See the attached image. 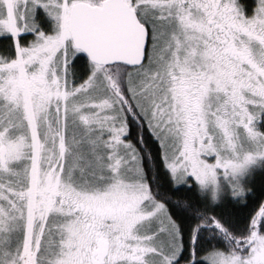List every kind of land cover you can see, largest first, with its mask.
<instances>
[{
  "label": "snow or ice",
  "instance_id": "snow-or-ice-1",
  "mask_svg": "<svg viewBox=\"0 0 264 264\" xmlns=\"http://www.w3.org/2000/svg\"><path fill=\"white\" fill-rule=\"evenodd\" d=\"M0 264H264V0H0Z\"/></svg>",
  "mask_w": 264,
  "mask_h": 264
}]
</instances>
